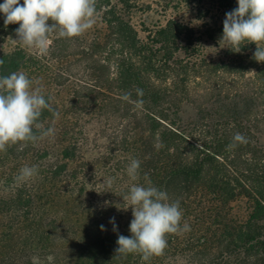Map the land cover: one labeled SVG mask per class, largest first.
Instances as JSON below:
<instances>
[{
  "label": "trees",
  "instance_id": "1",
  "mask_svg": "<svg viewBox=\"0 0 264 264\" xmlns=\"http://www.w3.org/2000/svg\"><path fill=\"white\" fill-rule=\"evenodd\" d=\"M215 1L218 14L196 26L137 24L134 0H97L95 24L79 37L53 34L46 54L17 42L19 24L0 13V76L24 71L59 114L39 119L54 136L0 152V264H264V62L254 43L238 53L219 43L238 4ZM237 132L248 143L229 149ZM24 166L38 174L18 183ZM145 174L191 229L169 234L148 261L115 253L133 219L122 196Z\"/></svg>",
  "mask_w": 264,
  "mask_h": 264
},
{
  "label": "clouds",
  "instance_id": "2",
  "mask_svg": "<svg viewBox=\"0 0 264 264\" xmlns=\"http://www.w3.org/2000/svg\"><path fill=\"white\" fill-rule=\"evenodd\" d=\"M237 4L225 14L219 43L237 53L241 51V45L254 43V59L264 62V0H237ZM96 5L97 0H23V4L20 0H4L0 4V13L4 14L5 26L19 24L17 42L46 54L53 34L59 38H73L89 30L96 22ZM33 84L22 70L0 76V152H6L9 146L20 142L34 143L55 135V129H44L39 119L45 109L55 117L59 114L48 102L50 98L46 99L41 88H34ZM136 94L142 98L143 89L137 88ZM120 98L130 101L131 93L125 92ZM135 103L142 105L143 100L138 99ZM34 129L39 130V135ZM246 143L247 138L237 132L228 148ZM140 165V160L132 158L127 166V174L133 181L139 179ZM37 174L36 166H24L15 180L26 183ZM113 182L114 178L103 181L106 189H111ZM122 198L129 202L133 219L130 222L131 235L118 236L117 255L140 254L144 261H148L164 254L169 234L191 230L187 222L181 226L183 212L180 202L171 201L168 193L154 186L146 174L145 184H132ZM110 223L113 231H117L114 217ZM101 230H105L103 225Z\"/></svg>",
  "mask_w": 264,
  "mask_h": 264
},
{
  "label": "rangeland",
  "instance_id": "3",
  "mask_svg": "<svg viewBox=\"0 0 264 264\" xmlns=\"http://www.w3.org/2000/svg\"><path fill=\"white\" fill-rule=\"evenodd\" d=\"M215 0H134L135 23L145 21L147 25L163 22L164 19L175 17L191 25L200 26L203 22L214 19L218 14ZM253 72L246 73L239 81L246 88L250 87ZM192 88V85H191ZM202 86H195L192 92H199ZM259 142L264 147V121L259 125Z\"/></svg>",
  "mask_w": 264,
  "mask_h": 264
}]
</instances>
